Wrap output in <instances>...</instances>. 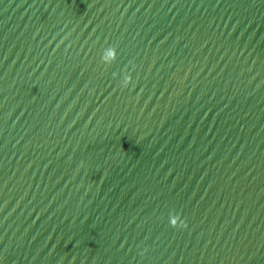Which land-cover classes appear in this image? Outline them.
I'll return each mask as SVG.
<instances>
[{
	"label": "water",
	"instance_id": "95a60500",
	"mask_svg": "<svg viewBox=\"0 0 264 264\" xmlns=\"http://www.w3.org/2000/svg\"><path fill=\"white\" fill-rule=\"evenodd\" d=\"M0 264H264V0H0Z\"/></svg>",
	"mask_w": 264,
	"mask_h": 264
},
{
	"label": "clouds",
	"instance_id": "9594fccd",
	"mask_svg": "<svg viewBox=\"0 0 264 264\" xmlns=\"http://www.w3.org/2000/svg\"><path fill=\"white\" fill-rule=\"evenodd\" d=\"M179 217L177 215H171L170 216V224L172 226H176L177 225V221H178ZM182 223V222H181Z\"/></svg>",
	"mask_w": 264,
	"mask_h": 264
}]
</instances>
